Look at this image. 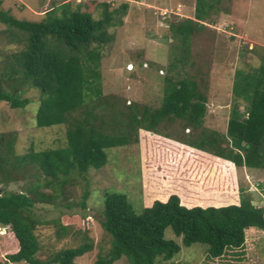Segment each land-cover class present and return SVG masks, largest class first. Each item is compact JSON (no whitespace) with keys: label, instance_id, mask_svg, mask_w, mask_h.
<instances>
[{"label":"trees","instance_id":"1","mask_svg":"<svg viewBox=\"0 0 264 264\" xmlns=\"http://www.w3.org/2000/svg\"><path fill=\"white\" fill-rule=\"evenodd\" d=\"M222 1L196 0L194 19L170 23L172 58L157 107L137 101L126 104L118 95L104 94L102 49L113 40L109 29L122 24L115 20V12L95 19L81 6L73 9L66 2L31 21L0 9V23L6 27L0 31V43L22 47L5 53L0 62V102L12 109L25 108L32 101L21 98L22 88L36 89L35 126L66 125L60 147L30 148L21 154L15 133L0 132V184L36 170V182L24 191L0 192V225L10 227L14 242L13 252L0 264H77L76 259L92 251L93 243L85 235L78 247L62 249L47 260L38 258L36 230L41 222L34 206L50 203L54 193L62 195V189L76 185L79 178L87 182L91 169L108 163V149L130 144L140 149L143 209L136 213L125 194L105 195L100 217L87 221L89 227L97 220L110 239L109 250L98 255L95 264H114L121 258L129 264L170 259L181 247L165 239L167 229L181 237L185 247L206 245L205 264L246 260V231H264V208L254 205L237 171L264 170V53L258 66L236 69L232 91L244 102V111L236 104L231 108L224 133L205 126V79L201 72L197 77L187 71L193 65L194 38L204 31V22L213 23L210 18L220 12ZM123 9L126 12L127 6ZM175 124H180V135L163 130ZM85 186L82 209L89 195ZM42 187L52 188V195ZM59 228L66 231L65 226Z\"/></svg>","mask_w":264,"mask_h":264},{"label":"rangeland","instance_id":"2","mask_svg":"<svg viewBox=\"0 0 264 264\" xmlns=\"http://www.w3.org/2000/svg\"><path fill=\"white\" fill-rule=\"evenodd\" d=\"M0 9L9 11L18 19L39 21L53 6L71 2L73 9L81 6L95 19L104 12L114 13L120 26L109 29L113 40L102 49L101 74L104 94L119 96L126 101L139 102L153 107L160 105L163 96V75L171 62L173 42L169 26L173 21L194 19L196 0H0ZM127 6L126 12L123 7ZM220 12L204 22L205 28L194 38L192 44L193 65L187 71L200 74L205 79L202 89L207 95L205 126L219 132H226L231 108L236 104L244 111V102L233 96L236 69L258 66L264 53V0H223ZM0 23V31L5 30ZM22 47L16 43H0V62L5 53L12 54ZM257 52V53H254ZM259 52V54H258ZM258 54V55H257ZM150 63L152 68H148ZM131 66V68H129ZM147 69L149 71H144ZM21 98L31 99L25 108L12 109L8 103L0 102V132L15 133L16 151L21 154L30 148L39 151L57 148L65 141L66 125L37 128L34 117L38 107L39 93L25 87ZM176 125V124H175ZM171 135L182 133L180 124L164 127ZM108 163L100 169H91L86 177L77 179L74 186H65L62 195L50 203H36L33 212L41 222L36 230L40 244L38 258L47 260L56 252L75 248L85 242V235L93 243V250L76 259L77 264H95L97 256L104 255L110 248L109 236L100 230L97 220L104 208L107 193H121L127 196L136 213L143 209L141 186L142 159L137 144L115 147L107 150ZM31 168L30 175L8 185L0 184L2 190L21 192L36 182ZM240 185L251 194L254 205L264 208V170L246 168L237 171ZM40 182L44 181L43 176ZM89 191L86 208L80 206L86 188ZM42 192L52 195L53 189L42 187ZM215 197V195H214ZM214 204H219L213 198ZM228 202V201H226ZM69 205V207L67 206ZM59 220L58 225L48 224ZM65 226L60 230L59 227ZM10 227L0 225V260L13 252L14 242ZM253 230V231H251ZM65 231V232H64ZM248 259L236 264H264V231H246ZM165 239L173 240L181 247L179 253L163 260L158 257L155 264H205L206 245H182L170 229ZM10 264H27L26 262ZM114 264H129L121 258Z\"/></svg>","mask_w":264,"mask_h":264},{"label":"water","instance_id":"3","mask_svg":"<svg viewBox=\"0 0 264 264\" xmlns=\"http://www.w3.org/2000/svg\"><path fill=\"white\" fill-rule=\"evenodd\" d=\"M129 68H131V66H129Z\"/></svg>","mask_w":264,"mask_h":264}]
</instances>
